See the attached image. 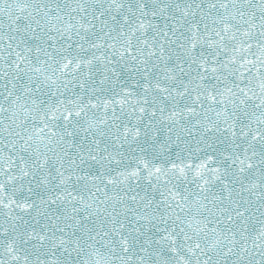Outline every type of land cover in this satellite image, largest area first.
I'll return each mask as SVG.
<instances>
[{
  "label": "snow or ice",
  "instance_id": "6c2138e0",
  "mask_svg": "<svg viewBox=\"0 0 264 264\" xmlns=\"http://www.w3.org/2000/svg\"><path fill=\"white\" fill-rule=\"evenodd\" d=\"M0 264H264V0H0Z\"/></svg>",
  "mask_w": 264,
  "mask_h": 264
}]
</instances>
